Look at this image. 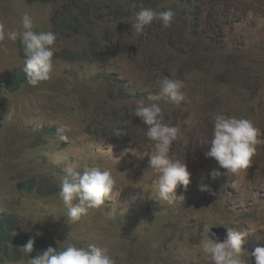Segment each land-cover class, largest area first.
I'll return each mask as SVG.
<instances>
[{
  "label": "rangeland",
  "instance_id": "obj_1",
  "mask_svg": "<svg viewBox=\"0 0 264 264\" xmlns=\"http://www.w3.org/2000/svg\"><path fill=\"white\" fill-rule=\"evenodd\" d=\"M52 1L0 0V25L6 32L27 13L34 31L55 33V13L69 7ZM148 7L171 9V26L154 21L136 33L129 23L135 14L126 21H120L126 16L114 21L108 13L99 15L80 29L82 35L56 36L50 79L27 83L15 94L7 93L4 82L7 73L23 69L20 40L0 39L1 216L12 215L23 233L41 231L35 244L59 247L70 234L68 242L77 246L84 238V246L107 248L115 264H212L200 241L208 228H233L247 233L244 258L254 261L252 250L264 243V176L253 173L264 170V147L234 176L205 156L204 144L211 139L214 116L221 113L252 121L259 145L264 144V67H259L264 64V0H149L141 9ZM91 40L115 45L117 53L98 64L58 61L57 53L73 54ZM100 74L114 75L117 87L97 79ZM163 77L183 82V101L165 97L157 103L163 122L180 129L173 142L180 144L172 146L191 173L189 186H178L171 204L155 199L156 176L148 170L152 142L143 121H133L137 103H148ZM112 88L123 100L112 97ZM121 115L134 126L122 125ZM116 131L125 137L117 138ZM61 135L67 139L60 140ZM69 166L110 169L115 184L101 208L68 224L67 207L46 183L59 189ZM214 169L220 173L215 177ZM33 180L41 188H20ZM202 184L211 191H200ZM8 233L10 226L0 221V241ZM21 254L24 261L13 264H28V255Z\"/></svg>",
  "mask_w": 264,
  "mask_h": 264
},
{
  "label": "clouds",
  "instance_id": "obj_2",
  "mask_svg": "<svg viewBox=\"0 0 264 264\" xmlns=\"http://www.w3.org/2000/svg\"><path fill=\"white\" fill-rule=\"evenodd\" d=\"M173 17L174 12L171 9L160 12L141 9L135 13L129 23L132 31L142 33L144 27L154 21H158L164 28L170 27ZM5 36L13 42L20 40L25 57L23 72L26 74L28 84L36 86L50 79L56 41V35L53 32L34 31L32 18L25 13L19 26H13L5 32L4 27L0 25V39H4ZM259 67H264V64ZM101 75L105 78L109 77L107 74ZM156 84L159 92L149 93L148 103L139 101L134 109V115L140 119L141 124L143 121L147 126L145 136L152 142L148 170L156 176L153 181L155 199L171 204L176 199L174 195L176 188L182 185L187 189L189 186L191 173L186 159L182 161L174 154L176 146L172 144L177 140L180 129L163 122L162 109L157 102L166 97L179 103L185 99V96L182 91L183 82L180 80L163 77ZM6 106L10 109L9 104ZM213 119L211 139L204 144L208 146L205 156L213 158L218 169H224L228 174L235 176L250 166L256 149L264 147V144L259 145V129L246 118L221 113L215 115ZM58 131L63 132L64 129ZM114 135L120 136V132L116 131ZM66 139V136H60V140ZM261 157L260 155L259 158ZM219 174L217 169L212 172L213 177ZM253 175L264 176V170H258ZM27 183L21 184L20 188L28 191ZM114 184L115 180L110 169L91 167L81 171L73 166L67 167L65 174L60 178L57 193L60 201L67 207L66 222L68 224L77 222L88 210L101 208L105 204L106 197L112 193ZM199 190L211 191L208 185L203 184L199 186ZM212 228L207 229L206 236L200 241L202 253L210 259L212 264H264V243H260L252 250L251 256L254 261H248L244 258L246 232L226 228V236L221 241L219 236L211 231ZM42 235L43 233L37 230L24 245L13 244L8 248L15 246L21 253L27 254L28 264H115L107 248L96 244L77 246L75 243L68 242L70 234L64 242H58V248L48 246L33 257L36 237ZM19 257L21 262L24 261L21 258L22 254Z\"/></svg>",
  "mask_w": 264,
  "mask_h": 264
},
{
  "label": "trees",
  "instance_id": "obj_3",
  "mask_svg": "<svg viewBox=\"0 0 264 264\" xmlns=\"http://www.w3.org/2000/svg\"><path fill=\"white\" fill-rule=\"evenodd\" d=\"M28 4L36 3V2H43L44 4H50L53 1L52 0H22ZM59 2H66L69 9L66 12H62L61 10L57 11L53 17V23H54V34L56 36H65V35H73L74 33H78V35H82L84 31H80V29L87 23L91 22L93 19H98L99 15L103 14H109V17L112 18L114 21H117L118 18L124 17L120 21H126L130 15L135 14L136 12L140 11L141 8L145 7L149 0H57ZM78 4V5H77ZM155 8V7H153ZM149 8L148 9H153ZM66 10V8H64ZM132 13V14H131ZM127 18V19H126ZM157 24V22H154L150 25H146L145 28L147 30L148 27ZM19 45L21 46V51L19 50L20 57L24 60V52L23 47L21 43L19 42ZM210 46V45H207ZM211 47V46H210ZM212 50L213 47H211ZM57 53V52H56ZM117 53V46L115 45H109L106 44L104 46H99L95 43L94 40H91L87 43L86 48L83 50H77L74 51L73 54L70 53H57L59 54L58 61L59 62H69L71 63V60L74 59H80L83 62H90L92 64L101 63L103 61L104 57L107 56H114ZM7 80L4 82L6 84V90L8 94H13L18 92L19 90H23L25 85L28 83L26 79V74L23 72V69H16L12 72H9L6 74ZM108 75V74H107ZM109 77H104L101 74L97 77V79H109V82L114 87L116 86L115 82V76L114 75H108ZM112 97L116 99L123 100L120 96L116 94V91L114 88H112ZM133 121L134 123L140 125V119L138 117H135L133 115ZM110 117V116H109ZM116 118V117H114ZM108 117H105V120H107ZM117 119H120L122 122V125L127 126H134L133 122L129 121V118H126L125 115H121L117 117ZM108 121V120H107ZM99 127L101 128L102 125ZM125 128V126H123ZM99 129V128H98ZM124 131L121 132L119 137L124 136ZM123 137V139H124ZM31 188L28 189V192L31 190H37L38 188H41V186H36V182L30 181L29 182ZM45 184V183H44ZM48 185V191L52 192V194L56 195L58 193L59 189L58 186L52 182L49 181L46 183ZM4 221L5 225L10 226V233H8L7 236L4 237L2 241H0V263L7 264V261H10L13 263L21 262L19 260V256L21 254V251L15 248V246H12L11 248H8L10 245L13 244H19L24 245L26 241L32 236L28 233L22 232V225L14 219L12 215L4 214L1 216L0 213V221ZM1 236V234H0ZM84 238H81L79 240L78 246H84V243H87ZM5 243L7 247L2 249V244ZM48 246H52L54 248H58V246L54 244H47L44 243H38L35 244L34 256H36L39 252L45 250Z\"/></svg>",
  "mask_w": 264,
  "mask_h": 264
},
{
  "label": "water",
  "instance_id": "obj_4",
  "mask_svg": "<svg viewBox=\"0 0 264 264\" xmlns=\"http://www.w3.org/2000/svg\"><path fill=\"white\" fill-rule=\"evenodd\" d=\"M212 232H215L219 236L221 241H223L226 236V230L224 229L212 230Z\"/></svg>",
  "mask_w": 264,
  "mask_h": 264
},
{
  "label": "bare ground",
  "instance_id": "obj_5",
  "mask_svg": "<svg viewBox=\"0 0 264 264\" xmlns=\"http://www.w3.org/2000/svg\"><path fill=\"white\" fill-rule=\"evenodd\" d=\"M108 120H110V119H108Z\"/></svg>",
  "mask_w": 264,
  "mask_h": 264
}]
</instances>
